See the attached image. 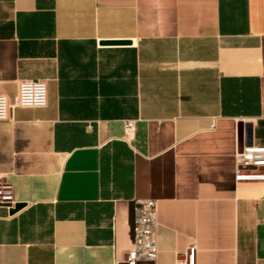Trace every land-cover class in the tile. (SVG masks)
I'll return each instance as SVG.
<instances>
[{
  "label": "crops",
  "instance_id": "0c3cea01",
  "mask_svg": "<svg viewBox=\"0 0 264 264\" xmlns=\"http://www.w3.org/2000/svg\"><path fill=\"white\" fill-rule=\"evenodd\" d=\"M24 80L48 104L0 122L21 206L0 205V264L125 261L144 199L160 254L138 264H264V182L236 181L264 148V0H0V95Z\"/></svg>",
  "mask_w": 264,
  "mask_h": 264
},
{
  "label": "built area",
  "instance_id": "2783aa9c",
  "mask_svg": "<svg viewBox=\"0 0 264 264\" xmlns=\"http://www.w3.org/2000/svg\"><path fill=\"white\" fill-rule=\"evenodd\" d=\"M48 104L47 84L43 80H24L18 88L15 104L11 105L5 95H0V122H14V109L45 108ZM137 127L134 121L125 122V135L128 141L132 140ZM236 181L264 182V148L243 146L236 153ZM0 205L14 210L17 202L14 195V186L3 174H0ZM159 209L153 199L137 201L134 218L135 247L128 254L125 261L116 264H138L140 261L157 262L159 248ZM198 249L196 245L188 248L183 259L178 264H197Z\"/></svg>",
  "mask_w": 264,
  "mask_h": 264
},
{
  "label": "water",
  "instance_id": "95a60500",
  "mask_svg": "<svg viewBox=\"0 0 264 264\" xmlns=\"http://www.w3.org/2000/svg\"><path fill=\"white\" fill-rule=\"evenodd\" d=\"M107 44H111V45H113V44H118V43H107ZM20 209H21V206L17 205L16 209L12 210V213L17 212V211L20 210Z\"/></svg>",
  "mask_w": 264,
  "mask_h": 264
}]
</instances>
